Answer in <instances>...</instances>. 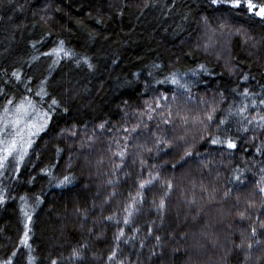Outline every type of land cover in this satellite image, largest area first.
Returning <instances> with one entry per match:
<instances>
[{
    "label": "trees",
    "instance_id": "16d2710c",
    "mask_svg": "<svg viewBox=\"0 0 264 264\" xmlns=\"http://www.w3.org/2000/svg\"><path fill=\"white\" fill-rule=\"evenodd\" d=\"M210 30L215 47L206 50ZM60 41L74 53L71 58L51 54ZM201 64L208 72L193 75ZM14 71L22 74L20 81ZM173 73L184 77L190 93L166 82ZM41 87L47 93L43 98L36 95ZM0 91V109L5 96L14 103L31 99L38 115L54 108L19 168L0 182L5 200L0 204V262L264 264V245L256 246L252 238L254 247L247 249L250 229L259 233L264 222V194L257 190L264 177V129L235 115L243 104L249 119L264 115V22L245 10L243 0L240 8L219 10L210 0H0ZM173 92L178 100L172 102L171 126L153 113L139 135L123 131L138 122L145 100ZM212 105L216 112L209 123L205 115ZM245 126L249 131L242 130ZM225 130L236 149L209 143ZM156 135L170 140L166 151L154 147ZM125 136L132 137L128 151L136 155L114 175L112 153ZM186 149L193 155L182 160ZM149 171L159 172L161 180L140 192L139 211L125 225L124 209L139 201V179ZM65 175L73 183L58 186ZM234 175L245 184L235 182ZM117 178L115 185L107 183ZM112 191L116 195L109 199ZM161 198L166 207L158 210ZM28 229L31 249L24 244ZM241 240L245 247L237 248ZM73 248L83 259L71 258ZM113 251L118 259L109 261Z\"/></svg>",
    "mask_w": 264,
    "mask_h": 264
},
{
    "label": "snow or ice",
    "instance_id": "6c2138e0",
    "mask_svg": "<svg viewBox=\"0 0 264 264\" xmlns=\"http://www.w3.org/2000/svg\"><path fill=\"white\" fill-rule=\"evenodd\" d=\"M242 3V0H210L211 6H213L214 9L219 10L221 7L232 9V8H240ZM243 5L245 10L253 14L254 16L258 17L262 22H264V0H260V3L254 2V0H243ZM205 24L207 25V18L205 17ZM223 27V25H221ZM212 34L206 33L207 40L205 44L203 45L206 50L214 48L215 47V40L213 39L214 30H210ZM35 47V45H33ZM63 53L64 57L71 58L74 53L71 50L64 48V41L59 42V46L57 48H54L52 50L53 55H56L58 58L60 57V54ZM77 64L80 63V60L76 61ZM83 62L87 65V67L90 70L95 69V65L90 62L89 58L85 57L83 58ZM55 63V62H54ZM198 72L200 73H207L208 69L207 66L204 64L199 65L198 70H193V75H196ZM17 81H20L22 78V74L19 71H14L11 74ZM137 77H139V73L136 74ZM151 75V73H149ZM248 77L245 75L244 80H247ZM165 81H158V83H164ZM166 82L176 86L177 89H183L185 93H190L191 88L189 87L188 83L184 81V77L177 76V74L173 73L170 77H166ZM46 83V81L44 82ZM171 91V90H170ZM4 93L0 91V96H3ZM36 95L41 96L43 98V95H47L46 90L41 87L37 92ZM222 95V94H221ZM242 95L247 98L250 94L247 89H244L242 91ZM255 95V94H253ZM223 98V96H222ZM187 99H191V96L189 95ZM178 100V95L176 92H173L171 96L166 94H159L154 95L151 97L150 100H145V107L143 110V113L138 116V122L131 127H125L123 131L125 133H135L139 135L142 131L147 130L149 125L148 121L153 120V113H157L161 117V123L164 125L171 126L173 124V118L174 113L172 111V102H176ZM205 103H208L205 101ZM51 104L53 106H58V102L53 99L51 101ZM260 104L264 106V99H261ZM252 107H256V105L253 103ZM159 110V112H157ZM54 111V108H50L48 111H44L40 113V115L43 117V120L39 123L36 121V107L35 104L31 101V99L25 98L24 100H21L20 102L14 103V98H9L7 96L4 97V106L2 109H0V173H2L3 170H5L6 162L8 161L9 157H12L15 163L13 164V167H17L19 162H22L24 157L28 153V149L32 147V144L34 143V137L38 136L40 132L44 131L48 125V122L51 119L50 113ZM64 111H67L65 108ZM248 111V105L243 104L242 107L238 108L235 115H239L242 117L244 121H246L247 124H253L255 123L259 128L264 129V115H260L257 113L258 119L256 117H252L249 119L248 117L244 116L243 114ZM216 112V107L214 105L210 106L209 109L206 112L205 119L211 123L214 120V113ZM176 116H179V112L175 113ZM229 115H233V113H229ZM184 124L188 123L187 117H180ZM225 120H220L219 124H224ZM200 123H204V121H200ZM141 125H143V128H141ZM160 125H156V128L159 129ZM98 128L103 132L105 130V123H101L98 125ZM242 130L244 132L249 131L248 127H243ZM110 131V129H109ZM75 135V132L72 133ZM210 135V134H209ZM131 136H125L123 139L125 143L123 145H120L119 141H116L117 145V151L112 153L113 157V174L115 175L116 172H119L121 169L125 168V162L128 160L129 156H135V153H130L128 151V143L127 141L131 139ZM178 139L183 140L184 137H178ZM254 139V138H253ZM209 143L212 145L220 146L221 148L226 149H236L237 143L235 140L227 135V130H225V133L223 137L221 135L211 136ZM171 142L165 135H156L154 147L157 148L159 151H166L167 146H170ZM160 145H165V148H160ZM111 150V149H110ZM145 151L151 152V148H146ZM257 151L259 152L260 149L258 148ZM193 153L191 150H185L184 156L181 157V159H185L186 157L192 156ZM199 155V153H197ZM129 163H136V160H130ZM102 163V161H101ZM139 163L142 165L141 172L146 171L147 168L145 166L144 160H139ZM175 167V165H173ZM207 167V165H205ZM264 171V169H262ZM235 182H238L241 185L245 184V181L241 178L240 175H234L233 177ZM161 177L159 175V172H156L155 175L151 171L148 172L147 178H140L138 183V191L137 195L139 196V201L132 200L130 203L127 204L126 208L124 209L126 212L125 217L123 218V224L128 225L132 223V217L134 213H137L139 209L137 208V203L143 202V196L140 195V192H142L146 188H150L153 186L157 181H160ZM73 183V177L65 175L62 180L59 181L58 186H67L69 184ZM110 185H115L118 183L117 179H109L107 181ZM167 188L170 190L172 188L171 181H167ZM240 189H237L239 191ZM257 190L260 194H264V177H261V180L257 183ZM232 190L229 189L228 191H225L224 196L227 198L231 194ZM115 191H112L109 195V199L111 196H115ZM238 199V198H237ZM5 202L3 194H0V204H3ZM155 204L156 202L153 201ZM165 201L163 198H161L159 204L157 205L158 210L165 209ZM249 207H254V204L249 201ZM264 208V205L261 206ZM25 216L27 217V220L31 221V216L25 212ZM264 214V213H262ZM241 219H245V212H241L240 214ZM255 215V213H253ZM108 220H113V216L106 217ZM256 219L259 220L260 217L257 215ZM117 224L120 223V221H116ZM25 228H28L27 223L25 224ZM139 229H135V231H138ZM29 231L30 229L26 230L24 232V244L29 249H31V245L27 244V241L29 239ZM118 235L120 237H123L125 235L123 229L119 230ZM252 238H254V243L256 246H262L264 245V222L261 223V228L258 233V230L256 227H252L250 229V239L247 241V249L249 252L253 249L254 244L252 242ZM155 239L157 242L160 241V237L156 236ZM237 248H244L245 247V240H241L239 244L236 245ZM157 253L154 251L153 255H156ZM15 255V253H13ZM162 255V253H161ZM71 258H74L75 260H81L83 259L81 250L79 248H73ZM117 252L113 251L111 255L108 257L109 261L117 260ZM0 264H12L11 260L0 262ZM52 264H56V261L53 260ZM118 264H126L124 259H119Z\"/></svg>",
    "mask_w": 264,
    "mask_h": 264
},
{
    "label": "rangeland",
    "instance_id": "374dc122",
    "mask_svg": "<svg viewBox=\"0 0 264 264\" xmlns=\"http://www.w3.org/2000/svg\"><path fill=\"white\" fill-rule=\"evenodd\" d=\"M43 120V117L38 115L36 113V121L37 123L41 122ZM29 150V149H28ZM25 158V157H24ZM24 160V159H23ZM23 162V161H22ZM22 162H19L18 163V168L19 166L21 165ZM15 163V161L13 160L12 157H9L8 161L6 162V165H5V170L2 171V173H0V182L1 180L5 177V175H7L14 167H13V164ZM16 168V167H15Z\"/></svg>",
    "mask_w": 264,
    "mask_h": 264
}]
</instances>
